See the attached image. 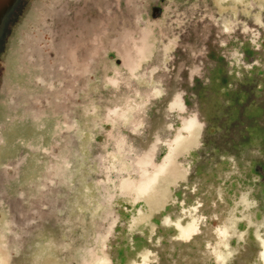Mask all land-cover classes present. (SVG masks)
<instances>
[{
    "label": "rangeland",
    "instance_id": "rangeland-1",
    "mask_svg": "<svg viewBox=\"0 0 264 264\" xmlns=\"http://www.w3.org/2000/svg\"><path fill=\"white\" fill-rule=\"evenodd\" d=\"M128 1L18 0L1 31L9 264H263L264 0Z\"/></svg>",
    "mask_w": 264,
    "mask_h": 264
},
{
    "label": "bare ground",
    "instance_id": "bare-ground-1",
    "mask_svg": "<svg viewBox=\"0 0 264 264\" xmlns=\"http://www.w3.org/2000/svg\"><path fill=\"white\" fill-rule=\"evenodd\" d=\"M127 2H129L128 0H126ZM131 1V0H130ZM234 2V1H233ZM219 3V2H218ZM236 3V2H235ZM234 3V4H235ZM241 4V3H240ZM194 7V6H193ZM217 7V6H216ZM231 7V6H230ZM225 8V7H224ZM169 10V9H168ZM233 10V9H232ZM245 10V9H244ZM210 17V16H209ZM258 17V16H257ZM113 20V18H112ZM154 21V20H153ZM126 29V28H125ZM142 29V28H141ZM123 30V29H122ZM121 30V31H122ZM131 31V30H130ZM144 31V30H143ZM117 32V31H116ZM120 32V31H119ZM145 32V31H144ZM132 33V32H131ZM147 33V32H145ZM144 34H142V36L140 38L143 39ZM123 34V33H122ZM140 34V33H139ZM147 36V35H146ZM139 38V36H138ZM107 39V38H106ZM116 40V39H115ZM107 42V41H106ZM132 42V40H131ZM143 42V40H142ZM109 43V42H108ZM116 44V43H115ZM135 44V43H134ZM139 44V43H138ZM145 44V41H144ZM107 46V45H106ZM129 46V45H128ZM131 46V45H130ZM122 47V46H121ZM129 48V47H126ZM141 48V46H140ZM130 49V48H129ZM111 51V50H110ZM130 51V50H128ZM126 51V52H128ZM132 51V50H131ZM130 51V52H131ZM121 52V49H120ZM118 54V53H117ZM120 54V53H119ZM134 54V53H133ZM126 54H124L125 56ZM130 56V55H129ZM140 56V55H139ZM131 61V60H130ZM133 61V60H132ZM138 66V65H137ZM131 76V75H130ZM133 76V75H132ZM113 79V78H112ZM118 81V80H117ZM116 81V82H117ZM144 84V83H142ZM116 85V84H114ZM182 101V100H181ZM180 98H178L177 96L174 98V101H172L170 104L176 105L178 107H180V109L182 108V104H181ZM185 107V106H184ZM117 108V107H116ZM115 108V110H116ZM184 111V110H183ZM178 118V117H177ZM196 124V120L194 118V114H191L187 117L182 118L180 127L178 128V130L176 131V133L174 134L172 140L170 143H168L167 145V153L165 154V156L162 159V162L160 164H158L157 166H153V170L151 171V173H147L146 170L144 169L143 166L140 167L141 169V175H140V179L137 181H129L127 179H124L121 183V187H126L128 189H130L131 191H133V193L135 194H139V193H144L146 191H149V187L151 186V184L157 179V177L159 175H161L163 173V170H165L166 164L170 161L171 159V153L173 148L175 147V145L177 143H179L183 138H184V134H189L193 127H195ZM201 130V129H200ZM67 166V165H66ZM165 189V188H164ZM116 190V189H115ZM163 191V190H162ZM157 192V191H156ZM160 193V192H159ZM125 196V195H124ZM129 197V196H128ZM155 197V196H154ZM165 219V218H164ZM167 220V218H166ZM117 221V220H116ZM166 222V221H165ZM44 223V222H43ZM183 225V224H182ZM41 227V226H40ZM40 229V228H39ZM196 229V223L195 220L193 218V221L191 223H189L187 225L186 228H183V230L181 231L182 234H184L187 238L192 235L195 234V230ZM223 230H219L218 235H223ZM56 237V236H55ZM32 238V237H31ZM186 238V239H187ZM3 238L0 237V264H9V256H8V252L6 251L5 245L2 243ZM108 242V241H107ZM28 243V242H27ZM48 243V242H47ZM50 243V242H49ZM109 243V242H108ZM104 248V247H103ZM57 249V248H56ZM105 250V249H104ZM51 251V250H50ZM53 251V250H52ZM54 253V252H53ZM58 253V252H57ZM58 255V254H57ZM259 257L262 258L261 260L264 261V237L261 240V245H260V252H259ZM42 259V258H41ZM102 260L96 261V264H108L107 262H105L104 258H101ZM11 262V261H10ZM55 262V261H53ZM142 264V263H140ZM264 264V263H263Z\"/></svg>",
    "mask_w": 264,
    "mask_h": 264
},
{
    "label": "water",
    "instance_id": "water-1",
    "mask_svg": "<svg viewBox=\"0 0 264 264\" xmlns=\"http://www.w3.org/2000/svg\"><path fill=\"white\" fill-rule=\"evenodd\" d=\"M18 0H0V35L1 31Z\"/></svg>",
    "mask_w": 264,
    "mask_h": 264
}]
</instances>
